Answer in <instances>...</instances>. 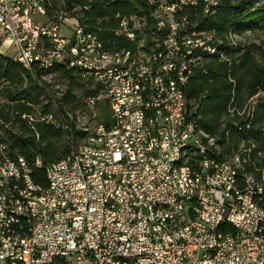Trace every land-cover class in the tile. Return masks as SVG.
<instances>
[{"label":"built area","instance_id":"1","mask_svg":"<svg viewBox=\"0 0 264 264\" xmlns=\"http://www.w3.org/2000/svg\"><path fill=\"white\" fill-rule=\"evenodd\" d=\"M196 2L160 0L150 22L142 17V50L108 56L97 35L78 32L76 22L68 27L70 36L61 35L66 15L48 22L44 1L0 0L1 43L13 46L27 69L62 64L100 86L86 99V111L68 115L64 128L72 126L79 137L70 144L74 157L45 166L51 191L33 183L23 158H0V188L10 194V202L0 197V264H264V208L258 205L264 188L257 177L244 173L239 179L212 156L192 161L193 178L183 175L179 144L191 143V150L203 145L190 136L191 102L178 97L173 72L183 68L185 78L187 67L179 60L196 57L200 63L213 42L208 34L190 33L186 17L176 20L174 13ZM130 25L122 18L116 34L132 42ZM175 30H183L186 44L176 43ZM150 32L162 33L159 65H152ZM191 47H201L200 56H191ZM130 52H137L136 63H128ZM154 69L166 71L174 102L159 99ZM141 72H148V85H140ZM255 100L247 102V117ZM99 102L106 103L105 122L97 120ZM164 107H172V118L162 116ZM124 118H131L130 129H123ZM180 118H187V127H180ZM164 120H173V129L164 128ZM35 166L43 165L36 159ZM160 203H169V210L156 212ZM4 216L16 219L17 231L4 226ZM214 223H223V230L209 236Z\"/></svg>","mask_w":264,"mask_h":264},{"label":"trees","instance_id":"2","mask_svg":"<svg viewBox=\"0 0 264 264\" xmlns=\"http://www.w3.org/2000/svg\"><path fill=\"white\" fill-rule=\"evenodd\" d=\"M159 1L44 0V5L48 22L56 23L60 13H67V20L71 18L85 32L95 33L104 49L115 53L134 51L137 47L136 41L116 34L120 20L137 16L150 22L149 13ZM214 1L216 4L210 6L208 0H197L195 5H182L174 13L176 20L186 17L190 33L210 35L211 46L217 49L215 54L202 53L200 63L197 59L183 86L184 96L191 102L189 118L214 140L211 156L216 162L238 157L241 170L233 167L239 179L244 173L261 178L264 177V44L246 43L244 36L264 30V5L255 6L256 0ZM162 33L154 32V36L162 40ZM200 54L199 51L194 56ZM56 73L67 81L65 92L58 98L41 81L44 76ZM76 85L82 89L80 97L72 94ZM99 92L100 86L75 68L57 64L47 70L36 65L27 69L14 56L0 52V158L10 162L23 158L33 183L45 188V166L61 160L71 141L79 137L72 126L64 128L70 122L68 115L86 111V99ZM255 98L247 117V102ZM48 104H54L55 112L49 110ZM97 109V120L105 122L106 103L99 102ZM36 159L41 161V168L35 166ZM258 205L264 208V194ZM226 230L234 232L229 226Z\"/></svg>","mask_w":264,"mask_h":264},{"label":"bare ground","instance_id":"3","mask_svg":"<svg viewBox=\"0 0 264 264\" xmlns=\"http://www.w3.org/2000/svg\"><path fill=\"white\" fill-rule=\"evenodd\" d=\"M44 1V0H41ZM131 26L130 32L133 34V40L137 42V47L134 51H140L144 47V42H146V25H144V19H138L130 17ZM77 23V22H76ZM76 29L78 32H85L78 24H76ZM182 30H175L176 43L186 44L185 33H181ZM149 40L151 44L154 45L155 56L152 58V65H159V61H163L165 57V46L163 44V39L159 40L154 36V32L149 33ZM201 52V47H191V56L195 53ZM203 52L210 54L217 53L216 47H210L208 49H203ZM101 54L108 56L118 55V52L110 53L101 47ZM15 60L22 64L21 58L15 57ZM197 59L195 57H189L187 60H179V67H187V72H185V78L183 73V68H175L173 72L174 86L177 87V93L179 98H185L183 92V86L185 85V79L192 74L193 67L196 65ZM137 62V52H130L128 54V63ZM25 68L26 65L22 64ZM154 76H157L158 81V96L159 99L166 100L167 102H174V97H176V90L171 89L169 76H167L166 71H161V69H154ZM140 85H148V72H141ZM124 100H131V93H124ZM162 116L164 118H172V107L162 108ZM180 127H187V118H180ZM131 128V118L123 119V129ZM164 128L173 129V120H164ZM189 132L191 138L203 146H193L191 150V143H180L179 153L181 154V163H183V175L184 178H193L192 161H200L207 157H211L214 140L208 137L205 133L200 131L196 124L189 118ZM65 157H74V147H70L68 153ZM216 166H224L226 170L230 172H235L233 165L230 162H216ZM47 186L44 191H51L50 175L46 174ZM257 185L264 188V177L257 178ZM0 197H2L3 202H10V194L7 188H0ZM169 210V203H160L156 205V212H166ZM4 226L7 227L9 231H17L18 223L13 216H4ZM23 226H30V218H23ZM223 230V223H214L213 228L209 229V236H216L221 234Z\"/></svg>","mask_w":264,"mask_h":264},{"label":"rangeland","instance_id":"4","mask_svg":"<svg viewBox=\"0 0 264 264\" xmlns=\"http://www.w3.org/2000/svg\"><path fill=\"white\" fill-rule=\"evenodd\" d=\"M255 6L259 5L262 6L264 5V0H256V3L254 4ZM67 16V13H64ZM70 20H66L64 22V25L61 27L60 29V34L64 35V36H70V31L68 29V27L73 23L71 21V18H68ZM4 39V36H1V40H0V52L3 54H6L10 57L13 56L11 51H7L5 52V46L2 45L1 41ZM244 40L245 42H250V43H259V44H264V30L258 31L256 33H252V34H245L244 36ZM41 81L45 82L46 84L49 85L50 89L55 93V96L58 98L59 96H61L62 93L65 92L66 90V86H67V81L65 79L62 78V76L58 73L56 74H50V75H46L44 76ZM86 88V87H85ZM82 93V89L81 87H79V85H76L73 89H72V94L80 97ZM44 104H47V102H45ZM49 105V110L51 112H55V107L54 104H48ZM238 157H234L232 159H230V163L232 165H234V167H242V162L240 159H235ZM232 161V162H231Z\"/></svg>","mask_w":264,"mask_h":264},{"label":"crops","instance_id":"5","mask_svg":"<svg viewBox=\"0 0 264 264\" xmlns=\"http://www.w3.org/2000/svg\"><path fill=\"white\" fill-rule=\"evenodd\" d=\"M7 51H11L14 57H15L16 54H17V53H16V50H15V48H14L13 46H10V47L6 48V49H5V52H7Z\"/></svg>","mask_w":264,"mask_h":264}]
</instances>
